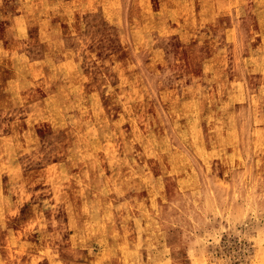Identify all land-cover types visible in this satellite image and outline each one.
Returning <instances> with one entry per match:
<instances>
[{
  "label": "rangeland",
  "instance_id": "obj_1",
  "mask_svg": "<svg viewBox=\"0 0 264 264\" xmlns=\"http://www.w3.org/2000/svg\"><path fill=\"white\" fill-rule=\"evenodd\" d=\"M218 1L0 0V264H264V19ZM233 86L248 98L224 105ZM180 106L249 144L205 151L203 188L168 205L150 145L178 149Z\"/></svg>",
  "mask_w": 264,
  "mask_h": 264
},
{
  "label": "bare ground",
  "instance_id": "obj_2",
  "mask_svg": "<svg viewBox=\"0 0 264 264\" xmlns=\"http://www.w3.org/2000/svg\"><path fill=\"white\" fill-rule=\"evenodd\" d=\"M218 1V0H217ZM238 1V0H237ZM237 1L227 5L225 3L224 0H220L219 2V6L224 9H228V8H232L235 11V13L237 14V16H242V20L243 22H248V19L251 17L252 20H254V23H259V25L261 24V22L263 21L264 18H262L264 15L260 13L258 20L255 22V19L258 15V8L255 6H252L250 4V0H242L240 4L237 5ZM106 2V1H105ZM231 2V1H230ZM103 3V2H102ZM107 3V2H106ZM264 3V2H263ZM24 4V3H23ZM43 6H46L47 10L51 8H49L48 4H45ZM30 7V6H28ZM104 7V6H103ZM214 7V6H212ZM264 8V7H263ZM27 9V8H26ZM45 9V8H44ZM113 9V8H112ZM213 10H216V8L214 7ZM244 10V11H243ZM262 11V10H260ZM113 12V11H112ZM111 12V13H112ZM114 13V12H113ZM115 14V13H114ZM21 18H18L16 21V25L18 27V29H24V21L22 18V15H19ZM41 16V15H40ZM40 16H37V19L40 22L42 26L44 24L49 23L46 19V17H43L42 20L40 18ZM17 17V16H16ZM40 19V20H39ZM163 20V19H162ZM37 21V22H38ZM252 23V22H251ZM254 23L251 24L252 27L254 26ZM165 24V22H164ZM174 27V26H172ZM241 27V26H240ZM44 29V28H43ZM223 29V28H222ZM230 35L232 34V37L235 36L234 34V30L237 32V25L234 24L232 25L230 28ZM248 30V29H247ZM263 30V29H262ZM25 32V31H23ZM217 34H219V32H216ZM142 34V33H141ZM239 34V33H238ZM55 35V34H54ZM238 36V35H237ZM247 36V35H246ZM264 36V35H263ZM223 36H221L222 38ZM248 37V36H247ZM54 38V37H53ZM228 38V36H227ZM226 38V39H227ZM251 38V37H250ZM149 39V38H148ZM220 39V38H219ZM231 39V38H230ZM233 39V38H232ZM238 39V38H237ZM54 40V39H53ZM202 40V39H201ZM200 40V41H201ZM216 40V39H214ZM263 40V39H262ZM264 41V40H263ZM152 42V41H151ZM224 43V42H223ZM251 43V42H250ZM151 44V43H150ZM222 44V43H221ZM149 45V44H148ZM222 46V45H220ZM264 49V48H263ZM246 51V50H245ZM248 51V50H247ZM223 52V51H222ZM171 56V55H170ZM250 57V56H249ZM248 57V58H249ZM254 55L251 57L253 58ZM214 58H218V57H214ZM128 59V58H127ZM191 59H194V55H191ZM176 61V59H174ZM220 58L217 59V62H219ZM170 61V60H169ZM178 61V60H177ZM250 61V60H249ZM256 61V59L254 60ZM253 61V62H254ZM206 63V62H205ZM250 63V62H249ZM264 64V63H263ZM261 64V65H263ZM132 65V64H131ZM54 65H52L53 67ZM129 66V64H128ZM208 67V66H207ZM211 67V66H210ZM208 67V68H210ZM54 68V67H53ZM211 70V69H209ZM247 70V69H246ZM206 73V72H205ZM54 75V74H53ZM112 76V75H111ZM157 76V75H156ZM120 77V76H119ZM125 77V76H124ZM113 80V79H112ZM13 80H11L12 82ZM126 81V80H125ZM205 82V81H204ZM210 82V81H209ZM120 83V82H119ZM207 83V82H206ZM10 83H8L9 85ZM125 84V83H124ZM212 84V83H211ZM216 84V83H215ZM114 85V84H113ZM122 85V83H121ZM166 84H164L165 86ZM210 85V84H209ZM242 85V83H241ZM217 89H223L225 87V84H216ZM234 87V92H231V94L227 95V99L225 100L224 105L230 106L232 101L231 99L235 98H240L241 99H246L248 98L246 90L244 89L243 86H240V88H236ZM187 88V87H186ZM135 89V88H134ZM141 89V87H140ZM199 90V89H198ZM230 91V90H228ZM129 92V91H128ZM136 92V91H135ZM203 93V92H202ZM141 94V93H140ZM142 95V94H141ZM153 95V94H152ZM261 95V94H259ZM263 95V94H262ZM151 96V95H150ZM203 96V95H202ZM206 96V95H205ZM140 98V97H139ZM222 98V97H221ZM132 99V98H131ZM134 99V98H133ZM173 99V98H172ZM222 102V100L220 101ZM211 103V102H210ZM215 105V104H214ZM163 107V106H162ZM264 109V108H263ZM187 108H185V106L183 107H178L175 111H173L171 113V118L172 121L174 122V127L176 129H178L179 134H175V136L177 137L178 143H179V147L177 150L175 151H171L168 146L165 144L164 149L160 150L159 148H156L154 145H150V147L158 150L159 153H164L165 156L164 158H162L161 162L158 161H154L155 166H159L161 169H165L166 173L164 171V175L166 176V184L164 186V191H165V195H167V203L168 205H174V203H176L177 201H181L183 196H185L186 194L191 193L193 190H195V187H201L203 188V186L201 185V169H206L207 167L214 165V162H210L207 159L202 160V154L206 151V152H212V148L214 146H218V145H226L228 147H230L232 149V156H231V161L233 159V161L238 160L240 157H243L245 155V151H247V146L249 144V142L243 141L241 138L237 139L236 137H238L239 133H243L242 131H239V129L237 128V125H233L231 127H229L226 131H221V128H223L220 123L218 124H214L213 120L209 121L207 123V126L204 129H200L199 127H197L196 125L194 127H192L191 129L189 128V123L184 121L182 123L177 122L176 118L181 115V114H187L186 112ZM135 112V111H134ZM193 113V112H192ZM194 114V113H193ZM123 117V116H122ZM149 117V116H148ZM162 117V116H161ZM213 117V116H212ZM264 117V116H263ZM190 118V116H189ZM117 119V118H116ZM90 120V119H89ZM162 120V119H161ZM107 121V120H105ZM163 122V121H162ZM161 122V123H162ZM121 123V122H120ZM224 123V122H222ZM234 123V122H233ZM149 124V123H148ZM113 125V124H112ZM229 125V124H228ZM114 126V125H113ZM136 126V125H135ZM150 128V127H149ZM227 128V127H226ZM97 129V128H96ZM99 130V129H98ZM97 130V131H98ZM142 130V129H141ZM254 131V130H253ZM26 132V131H25ZM99 133V132H98ZM114 134V133H113ZM216 134L217 137H219L220 139L225 137L226 139L224 140H210L209 141V136L210 135H214ZM256 136L255 139L253 141V146H257L258 145V149H263L262 148V144H264V141L260 140V134L261 131H257L256 132ZM149 135V134H148ZM114 136V135H113ZM31 137V136H30ZM36 137V136H35ZM105 137V136H104ZM115 137V136H114ZM103 138V137H101ZM148 138V137H147ZM166 138V137H165ZM167 139V138H166ZM228 139V140H227ZM169 141V140H168ZM167 141V142H168ZM148 143V142H147ZM110 145V144H109ZM175 145V144H173ZM103 146V145H102ZM101 146V149H102ZM160 146V145H159ZM107 148V147H106ZM192 148V150L195 153V159L194 161H191L190 164H184L183 162L179 163V161H174V159H178V158H183V161L185 160V158L187 157L186 155V151L190 150ZM257 149V150H258ZM105 150V149H104ZM256 150V151H257ZM112 151V150H111ZM221 151V150H220ZM259 151V150H258ZM261 151V150H260ZM264 152V151H263ZM209 153V154H210ZM220 154V153H219ZM107 155V154H106ZM113 155V154H111ZM126 155V154H125ZM221 155V154H220ZM254 155V154H253ZM127 156V155H126ZM262 157H256L255 160L250 163L248 165V167L250 169H254V172H264V158L263 159H259ZM118 159V158H117ZM133 159V158H132ZM119 162V161H118ZM114 163V162H113ZM116 165V163H115ZM224 166V165H223ZM147 167V166H146ZM234 168V166H232ZM247 167V165H246ZM136 169V168H135ZM146 169V168H145ZM142 170V169H141ZM231 170V169H230ZM244 171V170H243ZM136 172V171H135ZM142 172V171H141ZM180 172V173H179ZM233 173V172H232ZM138 174V173H137ZM227 174V173H226ZM234 174V173H233ZM253 174V172H252ZM139 176V175H138ZM249 176V175H248ZM254 176V175H253ZM263 176V175H262ZM141 177V176H140ZM213 177H215L213 175ZM220 177V176H219ZM221 178V177H220ZM219 178V179H220ZM142 179V177H141ZM149 179V178H148ZM161 179V178H160ZM253 179V178H252ZM255 179V178H254ZM144 180V179H143ZM256 180V179H255ZM254 180V181H255ZM101 181V180H100ZM146 181V180H145ZM220 181V180H219ZM259 181V179H258ZM257 181V182H258ZM261 181V180H260ZM114 182V181H113ZM116 182V181H115ZM147 182V181H146ZM145 182V183H146ZM216 182V181H215ZM117 183V182H116ZM136 183V182H135ZM140 183V182H138ZM228 183V182H227ZM226 183V184H227ZM237 183V182H236ZM155 184V183H154ZM210 184V183H209ZM225 184V183H224ZM232 184V183H231ZM241 184V182H240ZM146 185V184H145ZM234 185V183H233ZM255 185V184H254ZM211 186V185H209ZM161 187V186H160ZM223 188V187H222ZM228 188V187H227ZM198 189V188H197ZM203 190V189H202ZM228 190V189H226ZM134 191V190H133ZM200 191V190H199ZM237 191V190H236ZM254 191V189H253ZM198 192V191H197ZM123 193V192H122ZM121 193V194H122ZM155 193V192H154ZM120 195V194H119ZM254 195V194H253ZM252 195V196H253ZM224 197V196H223ZM125 199V197H123ZM162 198V194L161 197ZM190 198V197H188ZM157 199V198H156ZM137 200V199H136ZM142 200V199H140ZM212 200V199H211ZM164 201V200H163ZM166 201V200H165ZM142 204V203H141ZM106 205V204H105ZM145 206V205H144ZM140 210V209H139ZM103 214V213H102ZM127 214V213H126ZM172 214V213H169ZM142 216V215H141ZM102 217V216H101ZM105 219V218H104ZM114 220V219H113ZM93 221V220H92ZM104 221V220H103ZM117 222V220H116ZM101 223V222H100ZM118 224V223H117ZM92 225V224H91ZM90 225V226H91ZM99 226V224H97ZM110 226V225H109ZM121 227V225H119ZM128 226V225H127ZM84 227V226H83ZM114 227V226H113ZM131 227V226H130ZM86 228V227H85ZM103 228V227H102ZM97 229V228H96ZM106 229V228H105ZM116 229V228H115ZM113 229V230H115ZM87 230V229H86ZM85 230V231H86ZM97 231V230H96ZM124 231V226L121 229V232ZM75 232V231H74ZM82 232V231H81ZM128 232V231H127ZM110 233V232H109ZM73 234V233H72ZM84 234V233H83ZM102 234V233H101ZM74 235V234H73ZM95 235V234H94ZM117 235V234H116ZM80 236V235H79ZM82 236V235H81ZM84 236V235H83ZM116 237V236H115ZM89 238V237H88ZM70 239V238H69ZM115 239V238H114ZM127 240V239H125ZM102 242V241H101ZM117 242V241H116ZM124 242V241H123ZM98 243V242H97ZM106 244V243H104ZM128 244V243H127ZM100 245V244H99ZM102 245V244H101ZM114 245V243H113ZM126 245V244H125ZM132 245V244H131ZM111 246V245H110ZM117 246V245H116ZM122 246V245H121ZM81 247V246H80ZM115 247V246H114ZM75 248V247H74ZM77 248V247H76ZM89 248V247H88ZM115 249V248H114ZM123 249V248H122ZM121 249V251H122ZM81 251V250H80ZM129 251V250H127ZM123 252V251H122ZM86 254V253H85ZM124 254V253H123ZM128 254V253H127ZM100 260V259H99ZM98 261V259H97ZM137 264V262H136Z\"/></svg>",
  "mask_w": 264,
  "mask_h": 264
},
{
  "label": "crops",
  "instance_id": "obj_3",
  "mask_svg": "<svg viewBox=\"0 0 264 264\" xmlns=\"http://www.w3.org/2000/svg\"><path fill=\"white\" fill-rule=\"evenodd\" d=\"M231 1V0H230ZM261 1H263L264 2V0H261ZM256 5V4H255ZM257 7V6H256ZM233 8V7H232ZM259 10H264V8H259V7H257ZM262 18H264V16L262 17ZM262 24V23H261ZM261 35H263V34H261ZM264 39V38H263ZM246 93V92H245Z\"/></svg>",
  "mask_w": 264,
  "mask_h": 264
}]
</instances>
